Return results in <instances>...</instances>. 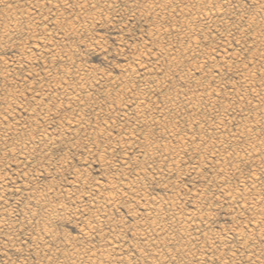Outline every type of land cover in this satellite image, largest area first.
I'll use <instances>...</instances> for the list:
<instances>
[{
  "label": "rangeland",
  "instance_id": "rangeland-1",
  "mask_svg": "<svg viewBox=\"0 0 264 264\" xmlns=\"http://www.w3.org/2000/svg\"><path fill=\"white\" fill-rule=\"evenodd\" d=\"M0 5V264H92L93 259L94 264H264V176H258L264 173V117L259 116H264V0H0ZM6 24L11 34L4 33ZM253 174L257 182L251 184ZM229 191L237 192L236 202L227 199ZM256 192L262 194L259 200ZM106 195L116 197L114 202ZM52 207L58 212L49 216ZM180 217L193 221L185 223L189 228ZM177 225L186 234H179Z\"/></svg>",
  "mask_w": 264,
  "mask_h": 264
},
{
  "label": "bare ground",
  "instance_id": "bare-ground-1",
  "mask_svg": "<svg viewBox=\"0 0 264 264\" xmlns=\"http://www.w3.org/2000/svg\"><path fill=\"white\" fill-rule=\"evenodd\" d=\"M63 1H64V0H63ZM60 2H61V1H60ZM82 2H83V1H82ZM180 2H181V1H180ZM27 3H28V2H27ZM181 4H183V3H181ZM0 6H1V5H0ZM207 6H208V5H207ZM163 7H164V6H163ZM210 8H211V7H210ZM83 9H84V8H83ZM211 9H213V8H211ZM211 9L208 10V13L211 11ZM225 9H226V8H225ZM160 10H161V9H160ZM198 10H199L198 13H195V15H196V14L199 15V13H200V9H198ZM216 10L219 11L220 9H219V10H218V9H215V12H216ZM226 10H227V9H226ZM161 11H162V10H161ZM179 11H182V10H179ZM183 11H184V10H183ZM183 11H182V14L184 15L185 12L183 13ZM202 11H203V10H202ZM98 12H99V11H98ZM186 12H187V11H186ZM206 12H207V10H206ZM206 12H205V13H206ZM211 12H212V14L214 13L213 11H211ZM228 12H229V11H228ZM187 13H188V12H187ZM202 13H203V12H202ZM216 13H217V12H216ZM216 13H214L213 15L217 16ZM219 13H221V11L218 12L217 14H219ZM180 14H181V13H180ZM182 14H181V15H182ZM200 14H201V13H200ZM221 14H222V13H221ZM203 15H204V13H203ZM206 15H207V14H206ZM209 15H210V14H208V16H209ZM21 16H22V15H21ZM28 16H29V15H28ZM30 16H31V15H30ZM58 16H59V15H58ZM93 16L97 18L96 15H93ZM199 16H200L199 18H201V15H199ZM223 16H224V15H223ZM14 17H15V16H14ZM38 17H39V16H38ZM180 17H181V16H180ZM197 17H198V16H197ZM225 17H226V15H225ZM16 18H17V17H16ZM91 18H92V17H91ZM212 18H213V20H214V17H212ZM212 18H211V20H212ZM215 18H216V17H215ZM17 19H18V18H17ZM19 19H20V18H19ZM37 19H38V18H37ZM92 19H93V18H92ZM94 19H95V18H94ZM190 19H191V18H190ZM192 19H194V18H192ZM202 19H203V17H202ZM208 19L210 20V18H208ZM10 20H11V19H10ZM197 20H198V22H199V19H197ZM203 20H204V19H203ZM209 20H208V21H209ZM25 21H27V20H25ZM75 21H76V20H75ZM77 21H78V20H77ZM184 21H186V20H184ZM184 21H183V22H184ZM201 21H202V20H200V22H201ZM204 21H205V20H204ZM89 22H90V21H89ZM202 22H203V21H202ZM205 22H207V20H206ZM216 22H218V21L216 20ZM216 22H214V23L216 24ZM17 23H18V22H17ZM10 24H11V23H10ZM183 24H185V23H183ZM188 24H189V23H188ZM201 24H202V23H201ZM203 24H204V22H203ZM207 24H208V23H206V25H207ZM219 24H220V23H219ZM221 24H222V23H221ZM204 25H205V24H204ZM216 25H217V24H216ZM216 25H215V27H216ZM73 26H74V25H73ZM172 26H173V25H172ZM188 26H190V25H188ZM213 26H214V25H213ZM3 27H4V26H3ZM14 27H16V24H14ZM85 27H86V26H85ZM159 27H160V26H159ZM170 27H171V26H170ZM175 27H177V25H176ZM180 27H181V26H180ZM183 27H184V26H183ZM183 27H182V28H183ZM203 27H204V26H203ZM18 28H19V27H18ZM18 28H17V29H18ZM70 28H71V27H70ZM157 28H158V27H157ZM185 28H186V25H185ZM187 28H188V27H187ZM187 28H186V29H187ZM190 28H192V27H190ZM190 28H188V29H190ZM204 28H205V27H204ZM206 28H207V27H206ZM15 29H16V28H15ZM71 29H72V28H71ZM167 29H168V28H167ZM167 29H165V30L167 31ZM169 29H170V28H169ZM188 29H187V30H188ZM4 30H5V32H4L5 34H9V33H10V26H8V25L6 24ZM75 30H76V29H75ZM77 30H79V29H77ZM161 30H162V29H161ZM161 30L158 29V31H161ZM163 30H164V29H163ZM191 30H192V29H191ZM170 31H171V30H170ZM201 31H203V30H200L199 32H201ZM1 32H3V31H1ZM19 32H20V31H19ZM163 32H164V31H163ZM163 32H162V33H163ZM167 32H168V31H167ZM153 33H154V32H153ZM156 33H157V32H156ZM159 33H160V32H159ZM5 34H4V35H5ZM10 34H11V33H10ZM64 34H66V33H64ZM167 34H168V33H167ZM173 34H174V33H173ZM2 35H3V34H2ZM2 35H1V36H2ZM4 35H3V36H4ZM13 35H14V34H13ZM154 35H155V34H154ZM161 35H162V34H161ZM164 36H165V35H164ZM164 36H163V37H164ZM174 37H175V36H174ZM202 37H203V35H202ZM204 37H206V35H204ZM204 37H203V38H204ZM2 38H3V37H2ZM158 38H159V37H158ZM180 38H181V37H180ZM162 39H163V38H162ZM184 40H185V39H184ZM187 40H188V39H187ZM189 40H190V39H189ZM197 40H198V38H197ZM156 41H157V40H156ZM182 41H183V40H182ZM189 42H190V41H189ZM192 42H193V41H191L190 46H192V47L194 48V47L196 46L197 43H196V41H194L193 43H192ZM197 42H198V41H197ZM0 43H1V42H0ZM148 43H149V42H148ZM184 43L186 44V42H184ZM165 44H166V43H165ZM167 44H168V43H167ZM198 44H199V43H198ZM159 46H161V45H159ZM180 46H181V45H180ZM188 46H189V45H188ZM164 47H165V46H164ZM182 47H183V46H182ZM196 47H197V46H196ZM190 48H191V47H190ZM54 49H56V48H54ZM157 49H158V48H157ZM159 49H161V48H159ZM159 49H158V50H159ZM42 50H43V49H42ZM169 50H170V49H169ZM169 50H168V51H169ZM192 51H193V49H192ZM47 52L50 53L49 50H48ZM160 52H161V51H160ZM160 52H159V53H160ZM184 52H185V50H184ZM187 52H188V51H187ZM58 53H59V55H61L60 52H58ZM65 53H66V52H65ZM171 53H172V52H171ZM171 53L169 52V53H167V54L170 55ZM173 53H174V52H173ZM173 53H172V54H173ZM191 53H192V52H191ZM194 53H196V52L194 51ZM194 53H193V54H194ZM228 54H229V53H228ZM48 55H49V54H48ZM53 55H54V54H53ZM186 55H187V54H186ZM56 56H57V55H56ZM173 57H174V56H173ZM220 57H221V56H220ZM70 58H71V57H70ZM186 58H187V57H186ZM172 59H173V58H172ZM174 59H175V58H174ZM183 59H184V58H183ZM224 59H225V58H224ZM139 60H140V59H139ZM175 60H176V59H175ZM64 61H65V60H64ZM171 61H172V60H171ZM181 61H182V60H181ZM173 62H174V60H173ZM179 63H181V62H179ZM183 63H184V62H183ZM170 64L174 66L173 63H170ZM170 64H169V65H170ZM145 67H146V66H145ZM171 67H172V66H171ZM175 67H176V66H175ZM142 69H143V68H142ZM195 69H196V68H195ZM79 70H80V69H79ZM172 70L174 71V69H172ZM67 71H68V70H67ZM67 71H66V72H67ZM77 71H78V70H77ZM151 71H152V70H151ZM173 71H172V72H173ZM6 72H7V71H6ZM66 72H65V73H66ZM69 72H71V71H69ZM90 72H91V71H90ZM71 73H72V72H71ZM91 74H92V73H91ZM167 74H168V73H167ZM72 75H73V74H72ZM97 75H98V74H97ZM99 75H100V74H99ZM102 75H103V74H102ZM102 75H101V76H102ZM133 75H134V74H133ZM135 76H136V75H135ZM187 76H188V75H187ZM84 77H85V76H84ZM84 77H83V79H84ZM150 77H151V75H150ZM70 78H71V77H70ZM70 78H69V79H70ZM96 78H97V77H96ZM107 78H108V77H107ZM65 79H66V77H65ZM83 79H82V80H83ZM248 79H249V77H248ZM250 79H251V78H250ZM74 80H75V79H74ZM82 80H81V82H82ZM89 80H90V78H89ZM97 80H98V78H97ZM105 80H106V79H105ZM148 80H149V79H148ZM246 80H247V79H246ZM83 81H84V80H83ZM144 81H145V80H144ZM248 81H249V80H248ZM60 82H61V81H60ZM97 82H98V81H97ZM244 82H245V81H244ZM251 82H252V81H251ZM55 83H56V82H55ZM66 83H67V82H66ZM88 83H89V82H88ZM246 83H247V82H246ZM249 83H250V82H249ZM249 83H248V84H249ZM43 84H44V83H43ZM58 84H59V83H58ZM112 84H113V83H112ZM251 85H252V84H251ZM56 86H57V85H56ZM73 86H74V85H73ZM83 86H85V85H83ZM131 86H132V85H131ZM144 86H145V85H144ZM61 87H62V86H61ZM148 87H149V86H148ZM153 87H154V86H153ZM155 87H156V86H155ZM197 87H198V86H197ZM53 88H54V87H53ZM65 88H66V87H65ZM82 88H83V87H82ZM128 88H129V87H128ZM159 88H160V87H159ZM61 89H62V88H61ZM83 89H84V88H83ZM142 89H143V88H142ZM156 89H157V88H156ZM64 90H65V89H64ZM67 90H68V89H67ZM138 90H139V89H138ZM256 90H257V89H256ZM60 91H61V90H60ZM126 91H127V89H126ZM144 91H145V90H144ZM212 91H213V90H212ZM83 92H84V91H83ZM130 92H131V91H130ZM146 92H147V91H145V93H146ZM151 92H152V90H151ZM250 92H251V91H250ZM75 93H76V91H75ZM121 93L123 94V91H122ZM125 93H126V92H125ZM189 93H190V92H189ZM191 93H192V92H191ZM219 93H220V92H219ZM81 94H82V93H81ZM160 94H161V93H160ZM194 94H195V93H194ZM204 94H205V93H204ZM204 94H203V95H204ZM208 94H209V93H208ZM253 94H254V93H253ZM253 94H252V95H253ZM259 94H260V93H259ZM40 95H41V94H40ZM132 95H133V93H132ZM145 95H146V94H145ZM153 95H154V94H153ZM186 95H187V94H186ZM186 95H185V96H186ZM188 95H189V94H188ZM199 95H200V94H199ZM262 95H263V91H262ZM79 96H80V95H79ZM253 96H254V95H253ZM257 96H258V95H257ZM260 96H261V95H260ZM260 96H258V98H259ZM8 97H9V96H8ZM131 97H132V96H131ZM190 97H191V96H190ZM190 97H189V98H190ZM208 97H209V95H208ZM214 97H215V96H214ZM261 97H262V96H261ZM63 98H64V96H63ZM75 98H76V97H75ZM85 98H86V97H85ZM187 98H188V97H187ZM192 98H193V94H192ZM195 98H196V96H195ZM209 98H210V97H209ZM38 99H39V98H38ZM72 99H73V98H72ZM72 99H71V100H72ZM203 99H204V98H203ZM2 100H3V99H2ZM4 100H5V99H4ZM75 100H76V99H75ZM216 100H217V99H216ZM39 101H40V100H39ZM128 101H129V100H128ZM130 101H131V100H130ZM190 101H191V100H190ZM41 102H42V101H41ZM94 102H95V101H94ZM183 102H185V101H183ZM83 103H84V102H83ZM85 103H86V102H85ZM127 103H128V102H127ZM135 103H136V102H135ZM148 103H149V102H148ZM75 104H76V103H75ZM137 104H138V103H137ZM140 104H141V108H142V105H143V104H142V103H140ZM140 104H138V105L140 106ZM145 104H146V103H145ZM151 104H152V103H151ZM156 104H157V103H156ZM8 105H9V104H8ZM130 105H131V104H130ZM132 105H133V104H132ZM138 105H137V106H138ZM154 105H155V104H154ZM211 105H212V104H211ZM52 106H53V105H52ZM56 106H57V105H56ZM86 106H87V105H86ZM89 106H90V105H89ZM89 106H88V107H89ZM135 106H136V105H135ZM135 106H134V107H135ZM8 107H9V106H8ZM49 107H50V106H49ZM71 107H72V106H70V108H71ZM128 107H129V106H128ZM151 107H152V106H151ZM159 107H160V106H159ZM167 107H168V106H167ZM176 107H177V106H176ZM196 107H198V106H196ZM11 108H13V107H11ZM68 108H69V106H68ZM73 108H74V107H73ZM80 108H81V107H80ZM135 108H137V107H135ZM135 108H134V109H135ZM144 108H145V107H144ZM157 108H158V107H157ZM190 108H191V107H190ZM226 108H228V107H226ZM226 108H224V109H226ZM7 109H8L7 112H9V108H7ZM21 109H22V108H21ZM50 109H52V108L50 107ZM76 109H77V108H76ZM131 109H132V108H131ZM146 109H147V108H146ZM168 109H169V108H168ZM174 109H175V108H174ZM220 109H221V108H220ZM26 110H27V109H26ZM71 110H72V109H71ZM88 110H89V109H88ZM138 110L140 111V109H138ZM142 110H144V109L142 108ZM142 110H141V112H144V113H145V111H142ZM153 110H154V109H153ZM188 110H189V109H188ZM195 110H196V109H195ZM198 110H199V109H198ZM10 111H11V110H10ZM55 111H56V110H55ZM132 111H133V110H132ZM146 111H147V110H146ZM161 111H162V110H161ZM165 111H166V110H165ZM175 111H176V110H175ZM208 111H209V110H208ZM216 111H217V110H216ZM220 111H221V110H220ZM225 111H226V110H225ZM30 112H32V111H30ZM44 112H45V111H44ZM59 112H60V111H59ZM64 112H65V111H64ZM72 112H73V111H72ZM74 112H75V111H74ZM100 112H101V111H100ZM136 112H138V111H136ZM162 112H163V111H162ZM182 112H183V111H182ZM190 112H191V110H190ZM197 112H198V111H197ZM217 112H218V111H217ZM24 113H25V112H24ZM41 113H42V112H41ZM47 113L50 114V112H47ZM47 113H46V114H47ZM60 113H62V112H60ZM173 113H175V112H173ZM178 113H179V112H177V114H178ZM193 113H194V112H193ZM74 114H75V113H74ZM79 114H80V113H79ZM84 114H85V113H84ZM135 114H137V113H135ZM142 114H143V113H142ZM145 114H147V113H145ZM145 114H144L142 117H144ZM156 114H157V113H156ZM175 114H176V113H175ZM191 114H192V112H191ZM191 114H190V115H191ZM72 115H73V114H72ZM140 115H141V114H140ZM31 116H32V115H31ZM80 116H81V115H80ZM82 116H83V115H82ZM135 116H138V114L135 115ZM149 116H150V115H149ZM149 116H148V117H149ZM259 116H261L262 118L264 117V116L261 115V114H260ZM259 116L257 115L258 118H259ZM72 117H73V116H72ZM145 117H146V116H145ZM145 117H144V119H145ZM148 117H146V118H148ZM261 117H260V118H261ZM66 118H68V116H67ZM75 118H76V117H75ZM132 118H133V117H132ZM136 118H138V117H136ZM139 118H141V117L139 116ZM149 118H150V117H149ZM153 118H154V117H151V119H153ZM163 118H164V117H163ZM172 118H173V117H172ZM215 118H216V117H215ZM220 118H221V117H220ZM220 118H219V119H220ZM260 118H259V119H260ZM30 119H31V118H30ZM32 119H33V118H32ZM70 119H71V118H70ZM144 119H143V122H144ZM165 119H166V118H165ZM174 119H175V118H174ZM47 120H48V119H47ZM62 120H63V119H62ZM67 120H68V119H67ZM76 120H77V119H76ZM76 120H75V121H76ZM227 120H228V119H227ZM44 121H45V120H44ZM69 121H70V120H69ZM89 121H90V120H89ZM132 121H133V120H132ZM139 121H140V119H139ZM141 121H142V119H141ZM145 121H146V120H145ZM190 121H191V120H190ZM193 121H194V120H193ZM207 121H208V120H207ZM211 121H212V120H211ZM216 121H218V120H216ZM228 121H229V120H228ZM232 121H233V120H232ZM45 122H47V121H45ZM57 122H58V121H57ZM65 122H66V121H65ZM151 122H152V121H150V123H151ZM158 122H159V121H157L156 125L158 124ZM163 122H164V121H163ZM163 122H162V123H163ZM176 122H177V121H176ZM233 122H234V121H233ZM238 122H239V121H238ZM38 123H39V122H38ZM40 123H41V122H40ZM66 123H67V122H66ZM77 123H78V122H77ZM80 123H81V122H80ZM86 123H87V122H86ZM140 123H142V122H140ZM190 123H191V122H190ZM230 123H231V122H230ZM62 124H63V123H62ZM82 124H83V123H82ZM151 124H152V123H151ZM195 124H196V123H195ZM0 125H1V123H0ZM53 125H54V124H53ZM68 125H69V124H68ZM196 125H197V124H196ZM198 125H199V124H198ZM207 125H208V124H207ZM219 125H220V124H219ZM255 125H256V124H255ZM12 126H13V125H12ZM84 126H85V125H84ZM98 126H99V124H98ZM190 126H191V125H190ZM202 126H203V125H202ZM212 126H213V125H212ZM217 126H218V124H217ZM223 126H224V125H223ZM10 127H11V126H10ZM19 127H20V126H19ZM55 127H56V126H55ZM81 127H82V125H81ZM173 127H174V126H173ZM237 127H238V126H237ZM24 128H25V127H24ZM65 128H66V127H65ZM77 128H78V127H77ZM77 128H75V129H77ZM154 128H155V127H154ZM174 128H175V127H174ZM192 128H193V127H192ZM222 128H223V127H222ZM238 128H239V127H238ZM250 128H251V127H250ZM30 129H31V128H30ZM85 129H86V128H85ZM214 129H216V128H214ZM232 129H233V128H232ZM245 129H246V128H245ZM248 129H249V128H248ZM7 130H8V128H7ZM28 130H29V129H28ZM35 130H36V129H35ZM51 130H52V129H51ZM71 130H72V129H71ZM77 130H78V129H77ZM79 130H80V129H79ZM102 130H103V129H102ZM171 130H172V129H171ZM176 130H177V129H176ZM221 130H222V129H221ZM238 130H239V129H238ZM242 130H243V129H242ZM242 130H241V134H242ZM250 130H251V129H250ZM250 130H249V131H250ZM252 130H253V129H252ZM8 131H9V130H8ZM20 131H21V130H20ZM39 131H40V130H39ZM151 131H152V130H151ZM168 131H169V130H168ZM204 131H205V130H204ZM210 131H211V129H210ZM210 131H209V132H210ZM245 131H246V130H245ZM9 132H10V131H9ZM61 132H62V131H61ZM67 132H68V131H67ZM73 132H74V130H73ZM91 132H92V131H91ZM135 132H136V131H135ZM169 132H170V131H169ZM171 132H172V131H171ZM209 132H208V133H209ZM237 132H238V131H237ZM237 132H236V134H240V133H237ZM246 132H248V130H247ZM251 132H252V131H251ZM253 132H254V130H253ZM151 133H152V132H151ZM161 133H162V132H161ZM165 133H166V131H165ZM217 133H218V132H217ZM221 133H222V132H221ZM12 134H13V133H12ZM129 134H130V133H129ZM147 134H148V133H147ZM149 134H150V133H149ZM170 134L173 136L172 133H170ZM198 134H199V133H198ZM204 134H205V133H204ZM231 134H233V133H231ZM236 134H233V135L236 136ZM243 134H244V137H245V133H243ZM249 134H250V132H249ZM252 134H253V133H252ZM19 135H20V134H19ZM25 135H27V134H25ZM43 135H44V134H43ZM49 135H50V134H49ZM54 135H55V134H54ZM64 135H65V134H64ZM86 135H87V134H86ZM95 135H96V134H95ZM99 135H100V134H99ZM161 135H162V134H161ZM233 135H231V137H232ZM247 135H248V133H247ZM0 136H1V135H0ZM52 136H53V135H52ZM70 136H71V135H70ZM73 136H74V135H73ZM140 136H141V135H140ZM168 136H169V133H168ZM174 136H175V135H174ZM191 136H192V135H191ZM237 136H239V135H237ZM250 136H252V135L250 134ZM6 137H7V136H6ZM18 137H19V136H18ZM56 137H57V136H56ZM71 137H72V136H71ZM143 137H144V136H143ZM170 137H171V136H170ZM240 137H241V136H240ZM42 138H43V137H42ZM61 138H62V137H61ZM134 138H135V137H134ZM220 138H221V137H220ZM220 138H219V139H220ZM224 138H225V137H224ZM233 138H234V137H233ZM235 138H236V137H235ZM235 138H234V139H235ZM247 138H249V137H247ZM250 138H253V137H250ZM2 139H3V138H2ZM4 139H5V138H4ZM23 139H24V138H23ZM82 139H83V138H82ZM91 139H92V138H91ZM126 139L128 140V139H130V138H126ZM146 139H147V137H146ZM174 139H175V138H174ZM189 139H190V138H189ZM228 139H229V138H228ZM234 139H233V141H234ZM238 139H239V137H238ZM243 139H244V138H243ZM18 140H19V139H18ZM61 140H62V139H61ZM65 140H66V139H65ZM88 140H89V139H88ZM118 140H119V139H118ZM135 140H136V139H135ZM172 140H173V139H172ZM229 140H230V139H229ZM236 140H237V139H236ZM244 140H246V139H244ZM253 140H254V139H253ZM4 141H6V140H4ZM4 141H3V142H4ZM19 141H21V140H19ZM120 141H121V140H120ZM120 141H119V142H120ZM124 141H125V140H124ZM128 141H129V140H128ZM145 141H146V140H145ZM150 141H151V140H150ZM152 141H153V140H152ZM190 141H191V140H190ZM211 141H212V140H211ZM213 141H214V140H213ZM220 141H221V139H220ZM220 141H218V142H220ZM227 141H228V140H227ZM230 141H232V138H231ZM233 141H232V142H233ZM22 142H23V141H22ZM67 142H68V141H67ZM130 142H132V141H130ZM179 142H180V140H179ZM205 142H206V141H205ZM218 142H217V143H218ZM12 143H13V142H12ZM28 143H29V142H28ZM28 143H26V145H27ZM32 143H33V142H32ZM41 143H42V142H41ZM57 143H58V142H57ZM122 143H123V142H122ZM122 143H120V144H122ZM125 143H126V142H125ZM143 143H144V142H143ZM151 143H152V142H151ZM163 143H164V142H163ZM185 143H186V142H185ZM217 143H216V146L219 144V143H218V144H217ZM221 143L224 144V142H222V141L220 142V144H221ZM234 143H235V142H234ZM244 143H245V142H244ZM249 143H251V142H249ZM252 143H253V142H252ZM254 143L256 144V141H255ZM2 144H3V143H2ZM4 144H5V142H4ZM14 144H15V143H14ZM14 144H13V145H14ZM16 144L19 145L18 142H17ZM22 144H23V143H22ZM22 144H21V145H22ZM33 144H34V143H33ZM128 144H129V143H128ZM133 144H134V143H133ZM180 144H181V143H180ZM203 144H204V143H203ZM211 144H212V143H211ZM220 144H219V145H220ZM236 144H237V143H236ZM247 144H248V143H247ZM247 144H245V147L247 146ZM0 145H1V144H0ZM11 145H12V144H11ZM30 145H31V144H30ZM44 145H45V144H44ZM49 145H50V144H49ZM52 145H54V143H52ZM55 145H56V144H55ZM78 145H79V144H78ZM126 145H127V144H126ZM140 145H141V144H140ZM162 145H163V144H162ZM234 145H235V144H234ZM252 145H253V144H252ZM252 145H250V147H251ZM261 145H263V144L261 143V144L258 145V146L261 147ZM14 146H15V145H14ZM137 146H138V145H137ZM137 146H136V147H137ZM151 146H152V145H151ZM151 146H150V147H151ZM154 146H155V145H154ZM163 146H164V145H163ZM169 146H170V145H169ZM193 146H194V145H193ZM213 146H215V145H213ZM223 146H224V145H223ZM231 146H232V145H231ZM235 146H236V145H235ZM256 146H257V144H256ZM7 147H8V146H7ZM11 147L13 148V146H11ZM16 147H17V146H16ZM25 147H26V146H25ZM25 147H24V148H25ZM39 147H40V146H39ZM53 147H54V146H53ZM123 147H124V146H123ZM148 147H149V146H148ZM156 147H157V146H156ZM180 147H181V146H180ZM224 147H225V146H224ZM224 147H223V148H224ZM233 147H234V146H233ZM238 147H239V145H238ZM238 147H237V148H238ZM245 147H243V148H245ZM24 148H23V149H24ZM70 148H71V147H70ZM90 148H91V147H90ZM144 148H145V147H144ZM158 148H159V147H158ZM160 148H161V147H160ZM163 148H164V147H163ZM163 148H162V149H163ZM168 148H169V147H168ZM212 148H213V147H212ZM217 148L219 149L220 147H217ZM248 148H249V146H248ZM251 148H252V147H251ZM17 149H18V148H17ZM19 149H20V148H19ZM21 149H22V148H21ZM31 149H32V148H31ZM31 149H30V150H31ZM132 149H133V148H132ZM150 149H151V148H150ZM150 149H149V150H150ZM184 149H185V148H184ZM190 149H191V148H190ZM208 149H209V148H208ZM215 149H216V147H215ZM220 149H221V148H220ZM227 149H228V148H227ZM238 149H239V148H238ZM246 149H247V148H246ZM249 149H250V148H249ZM249 149H248V150H249ZM254 149L256 150V147H254ZM254 149H253V150H254ZM11 150L13 151V149H11ZM43 150H44V149H43ZM52 150H53V149H52ZM140 150H141V149H140ZM149 150H147V151H149ZM165 150L167 151V149H165ZM242 150L246 151L245 149H242ZM251 150H252V149H251ZM253 150H252V151H253ZM260 150H261V149H260ZM12 151H11V153H12ZM15 151H16V150H15ZM15 151H14V152H15ZM17 151H18V150H17ZM21 151H22V150H21ZM21 151H20V153H22ZM35 151H36V150H35ZM41 151H42V150H41ZM47 151H48V150H47ZM91 151H92V149H91ZM145 151H146V150H145ZM151 151H153V150H151ZM166 151H165V152H166ZM215 151H217V150H215ZM222 151H223V149H222ZM222 151H221V153H222ZM24 152H26V150H25ZM99 152H100V150H99ZM137 152H140V151H137ZM149 152H150V151H149ZM193 152H194V151H193ZM211 152H212V151H211ZM217 152H218V151H217ZM232 152H234V151H232ZM255 152H256V151H255ZM8 153H9V152H8ZM17 153H18V152H17ZM28 153H29V152H28ZM156 153H157V152H156ZM195 153H196V152H195ZM205 153H206V152H205ZM224 153H225V152H224ZM240 153H243V152H240V151H239V154H240ZM248 153H249V152H248ZM248 153H247V154H248ZM15 154H16V152H15ZM23 154H24V153H23ZM23 154H21L22 157H23ZM137 154H138V153H137ZM139 154H140V153H139ZM141 154H142V153H141ZM172 154H173V153H172ZM218 154H219V153H218ZM229 154H230V153H229ZM233 154H234V153H233ZM253 154H255V153H253ZM253 154H252V155H253ZM257 154H259V153H257ZM6 155H7V154H6ZM6 155H5V156H6ZM12 155H13V154H12ZM21 155H20V156H21ZM153 155H154V154H153ZM161 155H162V154H161ZM175 155H176V154H175ZM223 155H224V154H223ZM243 155H244V154H243ZM243 155L241 154V157H242ZM252 155H251V156H252ZM255 155H256V154H255ZM26 156H27V155H26ZM32 156H33V155H32ZM35 156H36V155H35ZM44 156H45V155H44ZM149 156H150V155H149ZM212 156H213V155H212ZM232 156H233V155H232ZM237 156H238V158H235V160H236V159H237V160L239 159V155H237ZM237 156H236V157H237ZM244 156H245V155H244ZM244 156H243V157H244ZM256 156H258V155H256ZM27 157H28V156H27ZM30 157H31V156H30ZM41 157H42V156H41ZM102 157H103V156H102ZM125 157H126V156H125ZM145 157H146V156H145ZM170 157H171V156H170ZM221 157H222V156H221ZM229 157H230V155H229ZM229 157H228V158H229ZM23 158H24V157H23ZM140 158H141V157H140ZM161 158H162V157H161ZM175 158H176V157H175ZM223 158H224V157H223ZM248 158H249V157H248ZM248 158H247V159H248ZM258 158H259V157H258ZM260 158H261V156H260ZM39 159H40V158H39ZM172 159H173V158H172ZM172 159H171V160H172ZM179 159H180V158H179ZM215 159H216V158H215ZM230 159H231V157H230ZM230 159H229V160H230ZM244 159H245V158H244ZM25 160H28V159H25ZM226 160H228V159H226ZM235 160H234V161H235ZM242 160H243V158H242ZM263 160H264V158H263ZM263 160H262V161H263ZM136 161H137V160H136ZM162 161H163V160H162ZM175 161H177V160H175ZM210 161H211V159H210ZM212 161H213V160H212ZM238 161H239V160H238ZM248 161H252V160L250 159V160H248ZM125 162H126V161H123V164H124ZM164 162H165V161H164ZM171 162H172V161H171ZM179 162H180V161H179ZM230 162H231V161H230ZM235 162H237V161H235ZM28 163H29V162H28ZM28 163H27V164H28ZM31 163H32V162H31ZM33 163H34V162H33ZM103 163H104V162H103ZM129 163H130V162H129ZM135 163H136V162H135ZM158 163H159V162H158ZM169 163H170V161H169ZM175 163H176V162H175ZM180 163H181V162H180ZM232 163H234V162H232ZM242 163H243V162H242ZM144 164H145V163H144ZM155 164H156V163H155ZM176 164H177V163H176ZM198 164H199V163H198ZM101 165H102V164H101ZM105 165H106V164H105ZM137 165H138V164H137ZM152 165H153V164H152ZM178 165H179V164H178ZM262 165H264V164H262ZM37 166H38V165H37ZM125 166H126V165H125ZM166 166H167V165H166ZM182 166H183V165H182ZM128 167H129V166H128ZM135 167H136V166H135ZM151 167H152V166H151ZM162 167H163V165H161V169L163 170ZM170 167H171V166H170ZM214 167H215V166H214ZM223 167H224V166H223ZM235 167H238V166L235 165ZM239 167H240V166H239ZM263 167H264V166H263ZM29 168H30V167H29ZM42 168H43V167H42ZM119 168H120V167H119ZM144 168H145V167H144ZM158 168H159V167H158ZM176 168H177V167H176ZM180 168H181V167H180ZM192 168H193V167H192ZM200 168H201V167H200ZM225 168H226V167H225ZM34 169H36V167H35ZM47 169H48V168H47ZM123 169H124V168H123ZM131 169H132V168H131ZM135 169H136V168H135ZM135 169H134V170H135ZM138 169H139V168H138ZM159 169H160V168H159ZM171 169H172V168H171ZM231 169H232V167H231ZM236 169H237V168H236ZM119 170H120V169H119ZM124 170H125V169H124ZM132 170H133V169H132ZM153 170H154V169H153ZM162 170H161V171H162ZM167 170H168V169H167ZM177 170H178V169H177ZM224 170H225V169H224ZM28 171H29V170H28ZM32 171H33V170H32ZM55 171H56V170H55ZM66 171H67V170H66ZM143 171H144V170H143ZM150 171H151V170H150ZM155 171H156V170H155ZM155 171H154V172H155ZM161 171H160V172H161ZM169 171L172 172L170 169H169ZM175 171H176V170H175ZM197 171H198V170H197ZM199 171H200V170H199ZM199 171H198L197 173H200ZM75 172H76V170H75ZM122 172H123V171H122ZM128 172H129V171H128ZM154 172H153V173H154ZM162 172H163V171H162ZM226 172H227V171H226ZM256 172H257V171H256ZM256 172H255V174H256ZM27 173H28V172H27ZM39 173H40V172H39ZM47 173H48V172H47ZM124 173H125V172H124ZM164 173H165V172H164ZM166 173H167V172H166ZM168 173H169V172H168ZM193 173H194V172H193ZM202 173H203V172H202ZM258 173H259V172H258ZM260 173H261V172H260ZM260 173L258 174V176L261 175V176L263 177V176H264V173H262L263 175L260 174ZM159 174H160V173H159ZM161 174H162V173H161ZM200 174H201V173H200ZM232 174H234V173H232ZM24 175H26V174H24ZM24 175H23V176H24ZM120 175H121V174H120ZM129 175H130V174H129ZM133 175H134V174H133ZM216 175H217V174H216ZM228 175H230V173H229ZM35 176H37V175H35ZM82 176H83V175H82ZM126 176H127V175H126ZM137 176H139V175H137ZM156 176L159 178L158 175H156ZM165 176H166V175H165ZM168 176H169V175H168ZM225 176H227V174H226ZM258 176H257V177H258ZM76 177H77V176H76ZM76 177H75V178H76ZM127 177H128V176H127ZM145 177L147 178V176H145ZM157 177H156V178H157ZM214 177H215V176H214ZM229 177H230V176H228V179H229ZM231 177H232V176H231ZM233 177H235V176H233ZM259 177H260V176H259ZM224 178H225V177H224ZM241 178H242V176H241ZM250 178L252 179V180H251V181H252L251 184H252L253 182H255V181L257 182V178H256V176H255L254 174L251 175ZM263 178H264V177H263ZM107 179H108V178H107ZM118 179H119V178H118ZM159 179H160V178H159ZM161 179H162V178H161ZM259 179H260V178H258V180H259ZM157 180H158V179H157ZM162 180H163V179H162ZM162 180H161V181H162ZM221 180H222V179H221ZM221 180H220V181H221ZM240 180H241V179H240ZM248 180H249V179H248ZM261 180H262V179H261ZM4 181H5V180H4ZM78 181H79V180H78ZM118 181H119V180H118ZM146 181H147V180H146ZM152 181H153V180H152ZM161 181L159 180V183H160ZM164 181H165V180H164ZM220 181H219V182H220ZM226 181H227V180H226ZM229 181H230V180H229ZM235 181H236V180H235ZM243 181H244V180H243ZM245 181H247V177H246ZM72 182H74V181H72ZM112 182L115 183V181H113V180H112ZM119 182H120V181H119ZM130 182H131V180H130ZM141 182H142V181H141ZM213 182H214V181H213ZM248 182H249V181H248ZM260 182H261V181H259V183H260ZM110 183H111V182H110ZM120 183H121V182H120ZM137 183H138V182H137ZM149 183H150V181H149ZM166 183H167V182H166ZM171 183H172V182H171ZM174 183H175V182H174ZM224 183H225V179H224L223 184H224ZM239 183H240V182H239ZM111 184H112V183H111ZM117 184H118V183L116 182V185H117ZM130 184H131V183H130ZM167 184H168V183H167ZM217 184H218V183H217ZM235 184H236V183H235ZM242 184H243V183H242ZM248 184H250V183H248ZM251 184H250V186H251ZM254 184H255V183H254ZM263 184H264V183H263ZM82 185H83V184H82ZM97 185H98V184H97ZM128 185H129V184H128ZM132 185H133V184H132ZM143 185H144V183H143ZM163 185H164V184H163ZM230 185H231V184H230ZM134 186H135V185H134ZM136 186H137V185H136ZM167 186H168V185H167ZM216 186H217V185H216ZM227 186H228V185H227ZM240 186H241V183H240ZM92 187H93V186H92ZM103 187H104V186H103ZM106 187H108V186H106ZM131 187H132V186H131ZM139 187H140V186H139ZM162 187H163V186H162ZM169 187H170V186H169ZM176 187H177V186H176ZM214 187H215V185H214ZM217 187H218V186H217ZM217 187H216V188H217ZM243 187H244V186H243ZM243 187H242V189H243ZM35 188H36V187H35ZM96 188H97V187H96ZM109 188H110V187H109ZM111 188H112V187H111ZM113 188H114V187H113ZM116 188H117V187H116ZM119 188H120V187H119ZM122 188H123V187H122ZM125 188H126V187H125ZM129 188H130V186H129ZM129 188H128V186H127L126 189H129ZM134 188H135V187H134ZM134 188H133V189H134ZM165 188H167V187H165ZM244 188H245V187H244ZM251 188H252L253 191H254L255 188H253V187H251ZM251 188H249V189H251ZM263 188H264V185H263ZM4 189H5V188H4ZM40 189H41V188H40ZM130 189H131V188H130ZM133 189H131L130 192H131ZM137 189H138V188H137ZM143 189H144V188H143ZM167 189H168V188H167ZM207 189H208V188H207ZM223 189H224V188H223ZM247 189H248V188H247ZM257 189H258V188H257ZM68 190H69V189H68ZM118 190H119V189H118ZM124 190H125V189H124ZM134 190H135V189H134ZM174 190H175V189H174ZM216 190H218V189H216ZM226 190H228V189H226ZM226 190H225V191H226ZM232 190H233V189H232ZM243 190H245V189H243ZM1 191H2V190H1ZM22 191H23V190H22ZM72 191H75V190L72 189ZM220 191H221V190H220ZM225 191H222L223 193H220V194H224V195H225ZM233 191H234V190H233ZM259 191H260V190H259ZM259 191H257V192H259ZM36 192H37V191H36ZM40 192H41V191H40ZM54 192H55V191H54ZM68 192H69V191H68ZM94 192H95V191H94ZM108 192H109V191H108ZM110 192H112V191H110ZM122 192H124V191H122ZM139 192H140V191H139ZM141 192H142V191H141ZM229 192H230V193H229V196H227L228 198H227V197H226V198L229 199L230 202L235 201V199H237V197H238L237 194H236L237 192H235L234 194H231L232 191H229ZM241 192H242V191L239 192L240 195H241ZM244 192H245V191H244ZM249 192H250V191H249ZM257 192H256V193H257ZM42 193H43V192H42ZM49 193H50V192H49ZM78 193H79V192H78ZM85 193H86V192H85ZM90 193H91V192H90ZM136 193H137V191H136ZM136 193H135V194H136ZM142 193H143V192H142ZM145 193H146V192H145ZM145 193H143V195H144ZM194 193H195V192H194ZM201 193H202V192H201ZM226 193H228V192L226 191ZM254 193H255V192H254ZM254 193H253V194H254ZM260 193H261V191H260ZM262 193H263V191H262ZM68 194H69V193H68ZM68 194H67V195H68ZM87 194H88V193H87ZM109 194H110V193H109ZM127 194H128V192H127ZM132 194H134V191H133ZM132 194H131L130 197H132ZM138 194H139V193H138ZM235 194H236V195H235ZM243 194H244V193L242 192V195H243ZM245 194H246V193H245ZM245 194H244V195H245ZM40 195H41V194H40ZM96 195H97V194H96ZM111 195H113V194H111ZM111 195H108V196H111ZM117 195H118V194H117ZM139 195H140V194H139ZM227 195H228V194H227ZM249 195H251V193L248 194L247 196H249ZM255 195H256V194H255ZM261 195H262V194H261ZM261 195H258V193H257V195H256L257 198H256L255 200H259V196H261ZM27 196H28V195H27ZM34 196H35V195H34ZM36 196H37V195H36ZM41 196H42V195H41ZM48 196H49V195H48ZM55 196H57V195H55ZM88 196H89V194H88ZM98 196H99V195H98ZM101 196H102V195H101ZM106 196H107V195H106ZM108 196H107V197H108ZM120 196H121V195H120ZM123 196H124V195H123ZM123 196H122V197H123ZM135 196H136V195H135ZM174 196H175V195H174ZM176 196H177V195H176ZM219 196H220V195H219ZM225 196H226V195H225ZM247 196H246V197H247ZM29 197H30V196H29ZM61 197H62V196H61ZM67 197H68V196H67ZM80 197H81V196H80ZM103 197H105V196H103ZM107 197L105 198V199L107 200V202L113 200V198H116V197H114V196H112L113 198H112V197H108V198H107ZM136 197H137V199H138L139 196H136ZM140 197H141V199H142V197H145V196H141V195H140ZM140 197H139V198H140ZM167 197H168V196H167ZM203 197H204V196H203ZM221 197H222V196H221ZM223 197H224V196H223ZM240 197H241V196H240ZM242 197H243V196H242ZM25 198H26V197H25ZM44 198H45V197H44ZM153 198H154V197H153ZM158 198H159V197H158ZM176 198H177V197H176ZM226 198H225V201H226ZM247 198H248V197H247ZM249 198H251V197L249 196ZM252 198H253V196H252ZM254 198H255V196H254ZM42 199H43V198H42ZM51 199H52V198H51ZM54 199H55V198H54ZM67 199H68V198H67ZM71 199H72V198H71ZM120 199H121V198H120ZM127 199H128V198H127ZM167 199H168V198H167ZM170 199H171V198H170ZM238 199H240V198H238ZM36 200H37V199H36ZM47 200H48V199H47ZM106 200H103L102 203L106 202ZM164 200H165V199H164ZM222 200H223V199H222ZM241 200H242V199H241ZM263 200H264V197H263ZM50 201H51V200H50ZM67 201H68V200H67ZM90 201H91V200H90ZM98 201H99V200H98ZM139 201H140V200H139ZM160 201H161V199L159 200V202H160ZM169 201H170V200H169ZM253 201H254V200H253ZM253 201H249V202H253ZM261 201H262V200H261ZM42 202H43V201H42ZM65 202H66V201H65ZM68 202H69V201H68ZM73 202H74V201H73ZM91 202H92V201H91ZM100 202H101V200H100ZM113 202H114V200H113ZM117 202H118V201H117ZM148 202H149V201H148ZM156 202H157V201H156ZM170 202H172V201H170ZM227 202H228V201H227ZM235 202H236V201H235ZM256 202H257V203H260L259 201H256ZM262 202H263V201H262ZM3 203H4V202H3ZM51 203H53V201H52ZM60 203H61V202H60ZM97 203H98V202H97ZM153 203H154V202H153ZM153 203H152V204H153ZM163 203H164V205H165V202H163ZM173 203H174V202H173ZM254 203H255V202H254ZM32 204H33V203H32ZM43 204H44V203H43ZM114 204H116V203H114ZM149 204H151V203H149ZM166 204H168V203H166ZM170 204H171V203H170ZM176 204H177V203H176ZM192 204H193V203H192ZM227 204H229V203H227ZM240 204H241V203H240ZM245 204H247V203L245 202ZM245 204H244V206H243V205H242V206L245 207ZM250 204H251V203H250ZM263 204H264V202H263ZM49 205H50V203H49ZM66 205H67V204H66ZM97 205H99V204H97ZM97 205H96V206H97ZM110 205H113V203L110 204ZM171 205H173V204H171ZM203 205H204V204H203ZM257 205H258V204H257ZM261 205H262V204H261ZM35 206H36V205H35ZM59 206H60V205H59ZM76 206H77V205H76ZM76 206H75V207H76ZM78 206H79V205H78ZM148 206H149V205H148ZM156 206H158V207L161 206V208H158V211H159V209L162 210V208H163V206H162L161 204H160V206H159L158 202L156 203ZM196 206H197V204H196ZM227 206H228V205H227ZM238 206H239V205H238ZM238 206H237V207H238ZM247 206H248V205H247ZM83 207H84V206H83ZM85 207H86V206H85ZM85 207H84V208H85ZM99 207H100V206H99ZM153 207H155V205H154ZM165 207H166V206H165ZM179 207H180V206H179ZM243 207H242V208H243ZM254 207H255V206H254ZM258 207L260 208V207H262V206H258ZM258 207H257V208H258ZM0 208H1V207H0ZM58 208H59V207H58ZM65 208H66V207H65ZM80 208H81V207H80ZM87 208H88V206H87ZM103 208H104V207H103ZM116 208H117V207H116ZM116 208L114 207V209H116ZM148 208H149V207H148ZM150 208L152 209L151 205H150ZM172 208L174 209L173 206H172ZM182 208H183V207H182ZM193 208H194V207H193ZM226 208H227V207H226ZM245 208H246V207H245ZM249 208H250V206H249ZM249 208H248V209H249ZM251 208H253V207H251ZM259 208H258V209H259ZM45 209H46V208H45ZM47 209H48V208H47ZM62 209H63V208H62ZM62 209H61V210H62ZM72 209H73V208H72ZM88 209H89V208H88ZM145 209H146V208L144 207V210H145ZM153 209H154V208H153ZM168 209H170V208H168ZM168 209H166V210L168 211ZM197 209H198V208H197ZM197 209H196V210H197ZM205 209H206V208H205ZM228 209H230V208L228 207ZM258 209H257L256 211H259ZM69 210H70V209H69ZM73 210H74V209H73ZM76 210H77V209H76ZM98 210H99V209H98ZM146 210H147V209H146ZM156 210H157V209H156ZM161 210H160V211H161ZM164 210H165V209H164ZM171 210H172V209H171ZM171 210H170V211H171ZM7 211H8V210H7ZM56 211H57V210H55L54 207H52V209H50V212L47 213V214L50 216V215H52L53 213L55 214ZM70 211H71V210H70ZM82 211H83V209H82ZM91 211H92V210H91ZM174 211H175V210H174ZM180 211H181V210H180ZM201 211H202V210H201ZM238 211H240V210H238ZM249 211H250V210H249ZM252 211H253V210H252ZM260 211H261V210H260ZM26 212H27V211H26ZM57 212H58V211H57ZM59 212H60V211H59ZM71 212H72V211H71ZM76 212H77V211H76ZM92 212H93V211H92ZM145 212H146V211H145ZM151 212H152V211H151ZM172 212H173V210H172ZM175 212H176V211H175ZM178 212H179V211H178ZM178 212H177V213H178ZM199 212H200V211H199ZM240 212H241V211H240ZM242 212H243V210H242ZM254 212H255V211H254ZM158 213H160V212H158ZM166 213H167V212L165 211V214H164V215H166ZM191 213H193V212H191ZM191 213H189V214L192 215ZM194 213H195V212H194ZM234 213H235V211H234ZM29 214H30V213H29ZM44 214H45V213H44ZM63 214H64V213H63ZM67 214H69V213L67 212ZM71 214H72V213H71ZM90 214H91V213H90ZM94 214H95V213H94ZM94 214H93V215H94ZM144 214H145V213H144ZM179 214H180V213H179ZM182 214H183V213H182ZM209 214H210V212H209ZM250 214H251V213H250ZM260 214H262V213H260ZM260 214H259V215H260ZM74 215H75V214H74ZM131 215H132V214H131ZM135 215H136V214H135ZM147 215L149 216V215H151V213L148 214V212H147ZM158 215H159V214H158ZM158 215H157V217H158ZM161 215H162V217L164 216L162 213H161ZM161 215H160V216H161ZM167 215H168V214H167ZM167 215H166V216H167ZM190 215H188L189 218L191 217ZM251 215L253 216V214H251ZM262 215H263V214H262ZM95 216H96V215H95ZM98 216H99V215H98ZM152 216H153V215H152ZM154 216H156V215H154ZM160 216H159V218H160ZM171 216H172V215H171ZM171 216H169V217H171ZM174 216H175V215H174ZM174 216H173V217H174ZM177 216H178V215H177ZM180 216H181V215H180ZM185 216H186V215H185ZM201 216H202V215H201ZM205 216H206V215H205ZM205 216H204V217H205ZM255 216H256V215H255ZM260 216H261V215H260ZM260 216H259V217H260ZM263 216H264V215H263ZM52 217H53V216H52ZM59 217H60V216H59ZM83 217H84V216H83ZM105 217H106V216H105ZM139 217H140V216H139ZM145 217H146V216H145ZM157 217H156V218H157ZM162 217H161V218H162ZM178 217H179V216H178ZM178 217H176V218H178ZM182 217H184V216L182 215ZM42 218H43V217H42ZM149 218H150V217H149ZM151 218H154V217H151ZM151 218H150V219H151ZM164 218H165V217H164ZM180 218H181V217H180ZM180 218H179V219H180ZM184 218H185V217H184ZM189 218H188V219H182V218H181L182 220H184V224H183V227H184V228H189L188 225L185 224V223H189V222L192 221V220L190 221ZM193 218H195V216H194ZM193 218L191 217V219H193ZM201 218H202V217H201ZM201 218H200V219H201ZM253 218H254V217H253ZM253 218L251 217V219H253ZM45 219H46V218H45ZM64 219H65V218H64ZM147 219H148V218H147ZM150 219H148V220H150ZM162 219H163V218H162ZM179 219H178V220H179ZM197 219H198V221H199V218H197ZM207 219H209V218H207ZM90 220H92V219H90ZM140 220H142V218H141ZM167 220H168V219H167ZM167 220H165V221H167ZM170 220H171V219H170ZM172 220H173V219H172ZM174 220L176 221V224H178V222H177L178 220H177V219H174ZM202 220H203V219H201L199 223H201ZM205 220H206V219H205ZM248 220H249V219H248ZM254 220H256V219H254ZM258 220H259V219H258ZM4 221H5V220H4ZM84 221H85V220H84ZM93 221H94V220H93ZM101 221H102V220H101ZM153 221H154V220H153ZM158 221H159V220H158ZM162 221H163V220H162ZM175 221H174V223H175ZM195 221H196V220H195ZM256 221H257V220H256ZM6 222H7V221H6ZM91 222H92V221H91ZM98 222H99V221H98ZM146 222H147V221H146ZM179 222H181V220H180ZM192 222H193V221H192ZM202 222H203V221H202ZM236 222H237V221H236ZM96 223H97V221H96ZM101 223H102V222H101ZM103 223H104V222H103ZM139 223H140V222H139ZM149 223H150V222H149ZM155 223H158V222H155ZM162 223H163V222H162ZM162 223H160V224L158 223L159 226H160ZM181 223H182V222H181ZM196 223L198 224V222H195L194 224H196ZM248 223H249V222H248ZM254 223H255V222H254ZM257 223H259V226L261 225V222L258 221ZM262 223H263V222H262ZM1 224H2V223H1ZM1 224H0V225H1ZM6 224H7V223H6ZM141 224H142V223H141ZM145 224H147V223H145ZM151 224H152V223H151ZM168 224H169V223H168ZM172 224H173V222H172ZM172 224L170 223V225H172ZM251 224H252V223H251ZM88 225H89V224H88ZM93 225H94V224H93ZM99 225H100V224H99ZM107 225H108V224H107ZM164 225H165V224H164ZM180 225H181V224H180ZM256 225H257V224H256ZM91 226H92V225H91ZM140 226H141V225H140ZM155 226H158V225H155ZM174 226H175V225H174ZM177 226H178V225H177ZM189 226H190V224H189ZM194 226H195V225H194ZM194 226H193V227H194ZM197 226H199V225H197ZM238 226H239V224H238ZM252 226H254V225L252 224ZM257 226H258V225H257ZM257 226H254V227L257 228ZM263 226H264V225H263ZM42 227H43V226H42ZM46 227H47V226H46ZM89 227H90V226H89ZM95 227H96V226H95ZM143 227H144V226H143ZM146 227H147V226H146ZM148 227H150V224H148ZM160 227H162V226H160ZM160 227H159V228H160ZM178 227H179V226H178ZM193 227H192V228H193ZM206 227H207V226H206ZM254 227H253V229H254ZM3 228H4V227H3ZM91 228H92V227H91ZM137 228H138V227H137ZM152 228H154V223H153ZM156 228H158V227H156ZM159 228H158V230H159ZM168 228H170V227H167V229H168ZM172 228H173V227H172ZM184 228H183V229L181 228V229L183 230V232L181 231V232H182V233H181V232H180V227H179V232H180L179 234H183V233H185V232H184V230H185ZM251 228H252V227H251ZM251 228H250V229H251ZM44 229H45V227H44ZM47 229H48V228H47ZM87 229H88V228H87ZM103 229H104V228H103ZM134 229H135V228H134ZM140 229H141V228H140ZM160 229L163 230V228H160ZM167 229H166V230H167ZM236 229H237V228H235V230H236ZM242 229H243V228H242ZM253 229H252V230H253ZM142 230H143V232L145 231L144 229H142ZM142 230H141L140 232H137V234L134 233L133 236H135V234L138 235L139 233H143ZM151 230H152V229H151ZM155 230H156V229H155ZM158 230H157V232H160V230H159V231H158ZM162 230H161V231H162ZM169 230H170V229H169ZM177 230H178V229H177ZM203 230H204V229H203ZM245 230H246V229H245ZM146 231H147V228H146ZM163 231H165V226H164V230H163ZM174 231H175V230H174ZM187 231H188V230H187ZM192 231H193V230H192ZM262 231H264V230H262ZM37 232H38V231H37ZM40 232H41V231H40ZM47 232H48V231H47ZM88 232H89V231H88ZM88 232H87V233H88ZM151 232H152V231H151ZM153 232H154V229H153ZM197 232H198V231H197ZM199 232H200V231H199ZM202 232H203V231H202ZM222 232H223V231H222ZM249 232H250V231H249ZM253 232H255V230H254ZM44 233L46 234V232H44ZM91 233H92V232H91ZM91 233H90V234H91ZM96 233H97V231H96ZM155 233H156V232H155ZM155 233H154V234H155ZM164 233H166V231H165ZM169 233H170V232H169ZM171 233H172V232H171ZM189 233H190V232H189ZM192 233H193V232H192ZM229 233H230V232H229ZM237 233H238V232H237ZM241 233H242V232H241ZM41 234H42V233H41ZM51 234H52V233H51ZM85 234H86V233H85ZM106 234H107V233H106ZM145 234H146V233H145ZM149 234H151V233L148 232L147 235L149 236ZM156 234H157V233H156ZM158 234H159V233H158ZM185 234H186V233H185ZM217 234H218V233H217ZM223 234H224V233H223ZM254 234H255V233H254ZM81 235H82V234H81ZM83 235H84V234H83ZM98 235H99V234H98ZM101 235H102V234H101ZM104 235H105V234H104ZM147 235H146V236H147ZM160 235H161V233H160ZM168 235H169V234H168ZM174 235H175V234H174ZM199 235H200V234H199ZM203 235H204V234H203ZM238 235L240 236V234H238ZM246 235H247V233H246ZM246 235H245V236H246ZM250 235H251V233H250ZM250 235H249V236H250ZM262 235H263V234H262ZM41 236H42V235H41ZM49 236H50V235H49ZM143 236H144V234H143ZM152 236H153V235H152ZM165 236H166V235H165ZM184 236H185V235H184ZM193 236H194V235H193ZM204 236H205V235H204ZM243 236H244V235H243ZM243 236H242V237H243ZM47 237H48V236H47ZM83 237H85V236H83ZM93 237H94V236H93ZM98 237H99V236H98ZM103 237H104V236H103ZM138 237H139V236H138ZM153 237H155V236H153ZM157 237H158V236H157ZM160 237H162V236H160ZM171 237H172V236H171ZM189 237H190V236H189ZM202 237H203V236H202ZM48 238H49V237H48ZM100 238H101V237H100ZM104 238H105V237H104ZM143 238H144V237H143ZM145 238L148 239L149 237H145ZM145 238H144V239H145ZM172 238H173V237H172ZM176 238H177V237H176ZM186 238H187V237H186ZM195 238H196V237H195ZM240 238H241V237H240ZM246 238H248V236H247ZM249 238L252 239L253 237L250 236ZM6 239H7V238H6ZM36 239H37V238H36ZM44 239H45V238H44ZM106 239H107V238H106ZM108 239H109V238H108ZM141 239H142V238H141ZM163 239H167V238H163ZM196 239H197V238H196ZM203 239H204V238H203ZM211 239H212V238H211ZM253 239H254V238H253ZM37 240H38V239H37ZM53 240H55V239H53ZM90 240H91V239H90ZM112 240H113V238H112ZM138 240H139V238H138ZM142 240H143V239H142ZM148 240L150 241L151 239L149 238ZM153 240H154V239H153ZM173 240H174V239H173ZM185 240H186V239H185ZM191 240H192V238H191ZM205 240H206V239H205ZM220 240H221V239H220ZM241 240H244V239H241ZM245 240H246V239H245ZM247 240H249V239H247ZM100 241H101V240H100ZM122 241H123V240H122ZM156 241H157L156 244H158V240H156ZM180 241H181V240H180ZM212 241H213V239H212ZM255 241H256V240H255ZM68 242H69V241H68ZM131 242H132V241H131ZM162 242H163V241H162ZM164 242H165V241H164ZM171 242H172V241H171ZM175 242H176V241H175ZM188 242H189V241H188ZM188 242L186 241V243H188ZM192 242H193V241H192ZM201 242H202V241H201ZM245 242H246V241H245ZM251 242H252V241H251ZM35 243H36V242H35ZM41 243H42V242H41ZM111 243H112V242H111ZM136 243H137V242H136ZM144 243H145V242H144ZM168 243H170V242H168ZM180 243H181V242H180ZM182 243H183V242H182ZM182 243H181V245H182ZM184 243H185V242H184ZM220 243H221V242H220ZM228 243H229V242H228ZM241 243H242V241H241ZM249 243H250V242H249ZM258 243H259V242H258ZM37 244H38V243H37ZM102 244H104V243H102ZM106 244H107V243H106ZM114 244H115V243H114ZM114 244H113V245H114ZM120 244H121V243H120ZM127 244H128V243H127ZM129 244H130V243H129ZM149 244H150V242H149ZM188 244H190V243H188ZM202 244H203V243H202ZM223 244H224V243H223ZM42 245H43V244H42ZM69 245H70V244H69ZM115 245H116V244H115ZM115 245H114V246H115ZM142 245H143V244H142ZM146 245H147V240H146ZM154 245H155V243H154ZM154 245H151V246H154ZM159 245H160V244H159ZM159 245H156V247H157V246L159 247ZM179 245H180V244H179ZM226 245H227V244H226ZM240 245H241V244H240ZM248 245H249V244H248ZM253 245H254V244H253ZM88 246H89V245H88ZM107 246H108V244H107ZM114 246H113V247H114ZM148 246H149V245H148ZM182 246H183V245H182ZM185 246H186V245H185ZM200 246H201V244H200ZM205 246H206V245H205ZM263 246H264V245H263ZM70 247H71V245H70ZM110 247H111V245H110ZM180 247H181V246H180ZM187 247H188V246H187ZM212 247H213V246H212ZM222 247H223V246H222ZM246 247H248V246H246ZM249 247H251V246H249ZM49 248H50V246H49ZM72 248H73V247H72ZM72 248H71V249H72ZM100 248H101V247H100ZM104 248H105V247H104ZM108 248H109V247H108ZM117 248H118V247H117ZM132 248H133V247H132ZM135 248H136V247H135ZM154 248H155V247H154ZM154 248H153V249H154ZM166 248H167V247H166ZM170 248H171V247H170ZM183 248H184V247H183ZM198 248H199V247H198ZM201 248H202V247H201ZM243 248H244V246H243ZM40 249H41V248H40ZM88 249H89V248H88ZM95 249H96V248H95ZM110 249H111V248H110ZM128 249H129V248H128ZM142 249H143V248H142ZM145 249H146V248H145ZM149 249H151V248H149ZM153 249H151V251H152ZM184 249H185V248H184ZM184 249L181 250V248H180V250H181L182 252L184 251ZM189 249H190V247L188 248V250H189ZM208 249H209V248H208ZM240 249H241V248H240ZM247 249H248V248H247ZM247 249H246V250H247ZM85 250H86V249H85ZM102 250H103V249H102ZM112 250H113V249H112ZM126 250H127V249H126ZM155 250H156V249H155ZM155 250H153V251H155ZM177 250H178V249H177ZM261 250H262V248H261ZM46 251H47V250H46ZM49 251H50V250H49ZM67 251H68V250H67ZM86 251H87V250H86ZM89 251H90V250H89ZM119 251H121V250H119ZM128 251H129V250H128ZM137 251H138V250H137ZM142 251H143V250H142ZM194 251H195V250H194ZM196 251H198V250H196ZM222 251H223V250H222ZM256 251H257V250H256ZM256 251H255V252H256ZM52 252H53V251H52ZM77 252H78V251H77ZM157 252H158V251H157ZM182 252H181V253H182ZM255 252H254V253H255ZM72 253H73V252H72ZM83 253H84V252H83ZM87 253H88V252H87ZM103 253H104V252H103ZM137 253H138V252H137ZM154 253H156V251H155ZM158 253H159V252H158ZM158 253H157V254H158ZM162 253H163V252H161V254H162ZM185 253H186V252H185ZM185 253H184V254H185ZM188 253H189V252H188ZM216 253H217V252H216ZM237 253H239V252H237ZM259 253H260V251H259ZM259 253H258V255H259ZM74 254H75V252H74ZM94 254H96V253H94ZM94 254L92 253L93 257H94ZM108 254H110V253H108ZM115 254H116V253H115ZM126 254H127V253H126ZM161 254H160V256H161ZM166 254H167V253H166ZM178 254H179V253H178ZM186 254H187V253H186ZM186 254H185V257H186ZM192 254H193V253H192ZM246 254H247V253H246ZM47 255H48V253H47ZM47 255H46V256H47ZM80 255H81V254H80ZM92 255H89V256H92ZM100 255H101V254H100ZM102 255H103V254H102ZM111 255H112V254H111ZM120 255H121V254H120ZM123 255H124V254H123ZM130 255H131V254H130ZM137 255H139V254H137ZM154 255H155V254H154ZM168 255H169V254H167V256H168ZM175 255H176V253H175ZM188 255H190V254H188ZM188 255H187V256H188ZM233 255H234V254H233ZM256 255H257V254H256ZM56 256H57V255H56ZM63 256H64V255H63ZM65 256H66V255H65ZM74 256H76V255H74ZM89 256H88V257H89ZM106 256H107V255H106ZM147 256H148V255H147ZM158 256H159V254H158ZM190 256H191V255H190ZM204 256H205V255H204ZM259 256H260V255H259ZM71 257H73V255H72ZM104 257H105V255H104ZM123 257H124V256H123ZM136 257H137V256H136ZM138 257H139V256H138ZM155 257H156V256H155ZM155 257H149V258H155ZM163 257H164V256H163ZM171 257H172V256H171ZM185 257H184V258H185ZM196 257H197V256H196ZM234 257H235V256H234ZM242 257H243V256H242ZM244 257H245V255H244ZM246 257H247V255H246ZM249 257H250V256H249ZM249 257L246 258L247 261H248ZM260 257L264 258V256H260ZM44 258H45V257H44ZM61 258H62V257H61ZM77 258H79V257H77ZM81 258H82V257H81ZM81 258H80V259H81ZM89 258H90V257H89ZM89 258H88V259H89ZM94 258H96V257H94ZM99 258H100V256H99ZM157 258H158V257H157ZM186 258H188V257H186ZM190 258H191V257H190ZM192 258H193V257H192ZM201 258H202V257H201ZM231 258H232V257H231ZM250 258H252V257H250ZM63 259H64V257H63ZM70 259H71V258H70ZM70 259H69V260H70ZM74 259H76V258L74 257ZM83 259H85V258H83ZM97 259H98V258H97ZM104 259H105V258H104ZM107 259H108V258H107ZM118 259H119V257H118ZM172 259H173V258H172ZM210 259H211V258H210ZM235 259H236V258H235ZM258 259H259V258H258ZM51 260H52V259H51ZM56 260H57V259H56ZM89 260H90V259H89ZM91 260H92V259H91ZM93 260H94V259H93ZM93 260L91 261L92 264L96 263V261H95L96 259L94 260V261H95L94 263H93ZM115 260H116V259H115ZM122 260H123V259H122ZM160 260H161V259H160ZM165 260H166V259H165ZM173 260H174V259H173ZM179 260H180V259H179ZM229 260H230V259H229ZM45 261H46V260H45ZM74 261H75V260H74ZM100 261H101V260H100ZM105 261H106V260H105ZM141 261H142V260H141ZM147 261H148V260H147ZM240 261H241V260H240ZM255 261L257 262V260H255ZM261 261H263V260H261ZM76 262H78V259H77ZM102 262H104V261H102ZM111 262H113V261H111ZM119 262H120V261H119ZM128 262H129V261H128ZM150 262H151V260L149 261V263H150ZM152 262H153V261H152ZM152 262H151V263H152ZM157 262H158V261H157ZM161 262H162V261H161ZM166 262L168 263L169 261H166ZM189 262H190V261H189ZM250 262L252 263L253 261L250 260ZM250 262H248V263H250ZM256 262H255V263H256ZM62 263H63V262H62ZM74 263H75V262H74ZM74 263H73V264H74ZM98 263H99V264H102V263H100V262H98ZM105 263L108 264L107 262H105ZM105 263H104V264H105ZM113 263H114V262H113ZM158 263H159V262H158ZM183 263H184V262H183ZM185 263H187V262H185ZM201 263H202V262H201ZM227 263H228V262H227ZM66 264H67V263H66ZM77 264H78V263H77ZM116 264H117V263H116ZM122 264H123V263H122ZM130 264H131V263H130ZM153 264H154V263H153ZM155 264H156V262H155ZM190 264H191V263H190ZM225 264H226V263H225ZM239 264H240V263H239ZM253 264H254V263H253ZM256 264H258V263H256ZM260 264H261V263H260ZM262 264H263V262H262Z\"/></svg>",
  "mask_w": 264,
  "mask_h": 264
}]
</instances>
